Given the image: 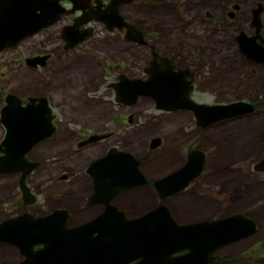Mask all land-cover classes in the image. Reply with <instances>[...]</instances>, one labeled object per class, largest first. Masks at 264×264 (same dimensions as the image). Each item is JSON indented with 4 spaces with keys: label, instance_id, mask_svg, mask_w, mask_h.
<instances>
[{
    "label": "rangeland",
    "instance_id": "374dc122",
    "mask_svg": "<svg viewBox=\"0 0 264 264\" xmlns=\"http://www.w3.org/2000/svg\"><path fill=\"white\" fill-rule=\"evenodd\" d=\"M193 1L197 2L190 6L191 14H184L187 20L192 21L191 37L187 40L202 45V51L196 57L203 64L201 67H206L205 71L219 67V64L226 68L221 69L222 74L214 81L198 80L197 84L205 87L201 91L209 92L212 97L205 100L202 94L207 93L196 91V95L201 96L199 101L228 104L249 101L255 96L264 97V67L258 65L254 68L234 44L233 37L222 39L220 36L198 41L204 26L194 23L202 19L204 9H213L212 6L221 0ZM240 1L244 2L242 5L248 12L257 0ZM160 3L157 0L156 5ZM152 5L145 7L138 2L128 11L136 22L146 19L144 25L149 31L162 25L156 21ZM163 15L166 18L173 16L169 25L165 19L166 28L177 25L172 7H166ZM248 18V15L241 16L235 26L248 28ZM59 26H53V31ZM96 29L97 33L81 46L72 48V53L65 56L57 53L48 63L49 67L37 72L30 71L24 59L30 58L32 43L43 44L45 50L51 49L57 43L52 32L22 41L9 53L10 56H0V66L6 67V70L0 68V72L5 73L4 78L0 77V109L2 97L8 90L19 98L35 93L43 95L48 99L52 112L57 114L56 129L36 142L30 149L32 152L28 153L33 159H44V163L37 167V163L31 161L36 163V169L25 178V184L32 188L35 192L32 194L40 202L30 206L28 211L35 213L43 209L46 212L64 204L72 208L73 223L83 218L84 213L80 214L75 209L80 204V198L89 192L85 183V167L109 147L129 152L139 159L141 170L150 182L180 168L186 161L188 149L198 150L203 154L202 171L180 192L160 200L150 184L134 191L123 190L116 197L117 203H125L127 213L132 216L165 202L175 219L184 223L241 213L257 222V232L217 250V259L212 264H264V172L254 168L264 157V103H260L256 111L204 127L197 125L191 110L162 111L156 109L154 102L147 97H139L136 103L124 107L116 102L113 91L107 85L114 82L120 72L135 78L142 76L141 55L146 64L152 55L148 48L105 34L99 27ZM156 39L147 41L162 47ZM188 41L183 39L181 43L164 38L160 42L176 47L186 45ZM39 50L41 47L35 52ZM46 63V58H41L32 65L44 67ZM251 68L257 70L255 76L250 74ZM126 114H133V123L126 121L129 117ZM117 116L123 124L114 121ZM77 124H82L80 135H86L87 140L92 134L99 137L87 142H92V147L86 151L84 148L78 151L74 145L75 132L79 131ZM4 134L5 128L0 122V142ZM156 136L162 138L161 144L150 149L149 141ZM19 179L17 173H0V222L20 215L15 210L21 201ZM63 184L66 186L63 187ZM80 209L85 213L93 212L85 206ZM22 259L16 246L0 243V264Z\"/></svg>",
    "mask_w": 264,
    "mask_h": 264
},
{
    "label": "water",
    "instance_id": "95a60500",
    "mask_svg": "<svg viewBox=\"0 0 264 264\" xmlns=\"http://www.w3.org/2000/svg\"><path fill=\"white\" fill-rule=\"evenodd\" d=\"M62 1L65 0H0V51L15 46L39 29L53 24L61 15L74 14L76 11H80L81 15L62 30L65 34V49L91 35L92 27L87 23L94 19L104 22L108 31L125 27V39L142 44L141 31L126 23L119 15V0H112L107 11L102 14L92 13L91 7L87 5L88 0H67L71 3L70 8L61 5ZM85 24L86 28L81 29L80 26ZM244 39L238 38L242 55L264 64V44H258L254 39L249 43ZM41 58L45 59L47 56L26 58L25 63L33 66L34 61ZM153 64L145 69L148 77L144 79H125L123 74L119 75L120 82L113 85L116 101L133 105L140 96L153 97L156 99V109L191 110L201 127L251 112L254 108L247 101L228 104L195 102L189 98L191 82L181 76V71L174 73L178 76L175 81L171 68L170 71L166 69L167 72L157 69ZM161 73L166 76H160ZM29 98L27 105L23 106L19 97L7 94L0 120L5 128L0 142V173L21 171L19 188L25 204H30L33 197L25 184L26 174L36 164L28 161L25 155L36 142L55 129V115L48 99L45 96ZM34 103L37 105L33 106ZM30 106L36 108L39 117L35 118L33 129L27 132L23 129L27 125V113L35 110ZM20 117L26 120L21 123ZM98 138L92 134L83 143ZM160 142L159 137L152 138L150 148H156ZM92 166L90 172L97 182H106L110 174H95L96 169H111L110 173L117 171L120 174L117 180L109 182V189L105 188L102 196L106 202L123 190L148 183L139 169V160L126 151L111 148L106 155L97 158ZM202 168L203 154L198 150H190L187 162L181 168L153 182L159 199L164 200L181 191ZM254 168L264 172V157ZM94 196L97 201H101L100 192L91 198ZM66 217L64 210H56L40 216L21 213L1 221L0 243L16 245L23 256L22 260L12 264H212L217 259V250L253 235L259 228L252 218L241 213L212 220L179 223L165 202L157 203L135 218H126L123 212L107 206L102 215L73 229L66 228ZM57 232L64 235L57 239L59 245L52 238ZM36 245L43 246L35 249Z\"/></svg>",
    "mask_w": 264,
    "mask_h": 264
},
{
    "label": "flooded vegetation",
    "instance_id": "af4514ba",
    "mask_svg": "<svg viewBox=\"0 0 264 264\" xmlns=\"http://www.w3.org/2000/svg\"><path fill=\"white\" fill-rule=\"evenodd\" d=\"M158 1L161 2L158 5H156L157 0H119V2H118L119 3L118 4L119 15L123 18V20L126 23L134 25L137 29H139L141 31L143 42H142V44H138V43H135V44L141 46L142 48H148L150 50V56L152 55L151 56L152 58L148 61L147 64L144 61V56L141 55V57L143 59L142 60L143 61L142 62V73H143V75L139 76V77H141V78H147L148 77V74L145 72V69L147 67L149 69L152 66V63H154L153 65L157 66L156 68L159 70L167 71L166 69L169 70V68H171V75L174 76L175 81L178 79V76L174 73L181 71V73H180L181 76H183L186 81L191 82L192 88L189 92V98H191L195 102L202 103L199 101L201 96L196 95V91L204 90L205 87H200L197 84L198 80L204 79L206 82L216 80V77H220V75L222 74L221 69L226 70L225 65L219 64V67L215 66V68H210V70L208 69L207 71H205L206 67H201V65H203V64L200 61V58L196 57L197 54H199L202 51V47H201L202 45L201 44H193L187 40L188 38L191 37L189 35V33H191V30H192V26H190L192 24V21L187 20L185 18L184 14L185 13L191 14L190 6L195 4L197 1L196 2L193 0H158ZM111 2H112V0H88L87 5H89L91 7L92 13L95 12L96 14H102V13L107 11ZM138 2H139V4H144L145 7L149 6L151 3H153L152 8L155 7L154 17L157 16L156 21H158V22L160 21L162 23V25H160L159 27H156V29H153V31H149V29L144 25L145 22L147 21L146 19L141 20L139 22H136L134 20V17L131 14H129L128 11L132 10V8L135 5H137ZM61 3H62L61 5H65L66 7L71 6V3L67 2V1H62ZM242 4H244V2H242L240 0H237L234 2L227 1V0H221L219 3H216L214 6H212L213 9H204V11L201 13V14H203L202 19L197 21L196 23H194L196 26H199V27L204 26V30L200 33V35L198 37V41H202V40L205 41L206 38H210V39L219 38L220 36H222V39H227L229 37H233L235 39L234 44H236V46L239 48L238 38L240 37L241 39L242 38L244 39L246 37L244 40L249 41V43L253 42L252 39H254L258 44H264V0H257L255 2H253L252 8L248 12L245 11V8L243 7ZM166 7H172L173 8V10L177 16V23H176L177 25L176 26H173V27L170 26V27L166 28L165 19H167V25H169L171 23V20H173V16H169L168 18H166L163 15V10H165ZM214 9H216V11ZM146 12L151 13L150 10H146ZM78 15H81L80 11H76L75 14L62 15L53 24L39 29L32 36H28L22 40V41H26L28 39L35 37L36 35H44V34H48L51 32L54 34L53 38H55V40H57V43L54 44V46L49 50L43 49L42 48L43 44L37 45V44L32 43L30 45V47H33V48H31V54H30L31 56L30 57L33 58V57H38V56H42V55L47 56V58H46L47 63L44 67L39 66V65L36 67H33V66H28L27 64H25L26 66H28L29 70L33 69L34 71L37 72V71H39V69L49 67L48 63H50L52 61V58H54V56L57 53H60L61 55L64 54V56L67 54L69 55L70 53H72L71 52L72 48L74 49V47H76L78 45L81 46V44H84L88 39L93 37L95 35V33H97L95 31L97 30L96 28H98V27L105 34L113 35V36H115L119 39H122L124 41L126 40L125 39V37H126L125 36V34H126L125 27H123V29H121V30L114 28L112 31H108L104 22L97 21L96 19L93 18L94 20H91L89 23H87V24H91V27H92L91 35H88V37L86 39L82 40L80 43L76 44L74 47L65 49L64 48L65 43H66V41L64 39L65 34L62 30L66 25L73 23L75 17H77ZM246 15L249 16V18H248L249 27L248 28H241L239 26H235L236 23L238 24L240 17L246 16ZM257 18H259V19L256 22L255 20ZM197 23H199V25ZM87 24L80 26L81 29L86 28ZM57 25H60L59 28L56 31H53V26H57ZM189 26H190V28H189ZM160 27H162L163 29H166V30H161V29H159ZM151 38H157L156 39L157 43H161L162 47L156 46L154 44H150L147 40L151 39ZM164 38H167L169 40H176V41H180V42L183 39L184 40L186 39V41H188V42L186 45L180 44V45H177L176 47L175 46L174 47H168L167 45L160 42ZM22 41H20L18 44H16L13 47H7V48L2 49V51L0 52V56H2V55L10 56L11 54H9V53L14 48H17V46ZM129 42H131V41H129ZM132 43H134V42H132ZM34 47H36V48H34ZM40 47H41V50H39L40 52H35V50L40 49ZM249 61H251V60H249ZM251 62L253 63L254 68H257L256 66H258V65H261L262 67H264V64L256 63L254 61H251ZM24 63H25V59H24ZM38 64H40V63H38ZM0 68H4L6 70L5 66H0ZM254 68L250 69V71H251L250 74L252 76H255V74L257 72V70ZM210 72H212V73H210ZM120 73L117 75L116 80L114 82H111L107 85V87L108 88L110 87V89L113 91L114 97L116 96L115 95V88H113L112 86L117 84L118 82H120V79H118V76L121 75ZM4 75H5L4 72H0L1 78H4ZM162 75L166 76L165 74L161 73L160 76H162ZM125 79H127V78H125ZM167 83H169V82H167ZM123 85H125V84H123ZM198 89H200V90H198ZM6 92H7L6 93V95H7L9 92H8V90ZM201 92L207 93V94H202V96H204L205 100L212 98L211 96L208 95L209 92H204V91H201ZM5 96L2 97L3 98L2 99L3 100L2 107L5 105L4 104V101H5L4 97ZM28 96H32V97L40 96L41 97L43 95L36 94V93L32 94V95H26L23 98H21L22 99V102H21L22 105H25L26 102H28L30 100V98ZM140 97H147L148 99L152 100L154 103L156 100L155 98L148 97V96H140ZM162 99H164V98H162ZM164 100L171 101L169 99H164ZM116 102L119 103L120 105H123L124 107L128 106L121 101H116ZM247 102H249L253 105L254 108L252 111H256L258 108V105L260 103H264V97L255 96L254 99H250ZM213 104H217V103H213ZM36 105H37L36 103L33 104V106H36ZM2 107L0 110H2ZM30 107L34 108L35 110L29 111L27 113V120H28L27 125L24 124L25 126L23 127V129L27 132H30L33 129V123L35 121V118L39 117L38 116L39 114L37 113L36 108L32 107V106H30ZM185 110H187V109H180V111H185ZM176 111H179V110H176ZM36 114H37V116H36ZM53 114L55 115L54 119H53V124L56 127L57 114H55V112H53ZM123 115L125 116V113H123ZM127 116H129V117L128 118L126 117V121L133 123V114H131V115L128 114ZM193 116L195 118L194 113H193ZM20 118H21V123H23L26 120L23 117H20ZM0 120H1V112H0ZM195 120H196V118H195ZM114 121H116V123H117V122H120L121 120L117 116ZM120 123L123 124L122 122H120ZM29 124H30V126H29ZM77 125H78L79 131L75 132L76 139H75L74 145L77 146L78 151H80L82 148H84L86 151L92 147V144H91L92 142L80 145V143L83 142L82 141L83 139L86 140V137H85L86 135H80V133L83 130L80 127L82 124H77ZM197 125L199 126L198 123H197ZM109 148H107V150L104 154H101L97 158H100V157L106 155ZM190 150L191 149H188L186 153L188 154V152ZM29 152H27L25 157L28 161L36 162L37 165L35 167L44 163L43 158L33 159V158L29 157V155H28ZM0 154H1V152H0ZM96 159L91 161L89 163V165H86L85 170H84L85 175L87 176L85 183H86V185L88 184L87 186L89 188V192L85 194L84 198L83 197L80 198V200H79L80 204H79L78 208L75 209L80 214L84 213V216H82L83 218H81L77 222L73 223L71 221V217L73 214L72 210H71L72 208L70 209L68 206H66L64 204H59L58 207L51 208L50 210H48L46 212L43 209H41L40 212H35V213L29 212L28 209L30 206H33L35 204L40 203L38 200V197L34 196L32 194V192L35 193L32 190V188L29 189L32 196H33L32 202L30 204L24 203V201L22 200V193H21L20 188H19V192L21 195V201H19L17 203L15 210H17L20 214L27 212L28 214H30L32 216L46 215V214H50L56 210H64V212L67 213L65 226L68 229L76 228L77 226H79L81 224H84L90 220H93V219L99 217L100 215H102L107 210V206L115 207L118 211L123 212L126 218H135V217H138V216L144 214L146 212L145 210H143V212H138L132 216L129 215L127 213V210L124 207L125 203H120V202H119V204L117 203V201H118L116 199L117 196H115L109 202H106L103 199L102 194H104L105 188L109 189V187H110L109 182L117 180L119 178L120 174L117 171H115L114 173L113 172L110 173L109 170H111V169H106V170L105 169H96L95 174H97L99 172L101 174L109 173L110 177H111L110 178L109 176H107L106 182L105 181L97 182L95 180V177H93V174L90 172V168L93 167L92 163ZM140 165H141V161L139 163V169L141 170ZM35 167L33 168L34 170L36 169ZM33 169L30 172H28V174H26L27 177H29L30 174L34 171ZM113 171H114V169H113ZM11 173H17V174H19V176H21V174H22L21 171H16V172H11ZM68 174H70V173H68ZM64 176H66V175H64ZM145 177L148 180V183L146 185L133 187L135 189L130 188V189H132L130 191L140 189V188H142L144 186H148L150 184H151L152 188L155 190V188L153 186L154 181L150 182V179H148L146 175H145ZM67 179H68V177H67ZM156 180H158V179H156ZM193 181H195V180H193ZM65 186H66V184H63V187H65ZM28 188H30V187L28 186ZM60 191L62 192V190H60ZM99 192H100L99 200L101 199V201H97L95 196L93 199L91 198L93 195H97ZM122 192L123 191H121L120 193H122ZM82 206H85V208L88 211H93V212L92 213H85L83 210L80 209V208H82ZM40 235H41V233H40ZM60 236H64V235H62V233H60V232H57V233L53 234V236H52V238L54 239L53 242L57 245L60 244V243L56 242ZM14 246H16V245H14ZM39 246L42 247L43 245L35 246V248H38Z\"/></svg>",
    "mask_w": 264,
    "mask_h": 264
},
{
    "label": "bare ground",
    "instance_id": "6f19581e",
    "mask_svg": "<svg viewBox=\"0 0 264 264\" xmlns=\"http://www.w3.org/2000/svg\"><path fill=\"white\" fill-rule=\"evenodd\" d=\"M246 44V43H245Z\"/></svg>",
    "mask_w": 264,
    "mask_h": 264
}]
</instances>
